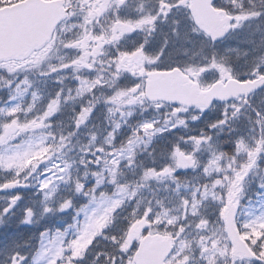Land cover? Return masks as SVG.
<instances>
[{
    "label": "snow or ice",
    "instance_id": "1",
    "mask_svg": "<svg viewBox=\"0 0 264 264\" xmlns=\"http://www.w3.org/2000/svg\"><path fill=\"white\" fill-rule=\"evenodd\" d=\"M0 264H264V0H0Z\"/></svg>",
    "mask_w": 264,
    "mask_h": 264
},
{
    "label": "rangeland",
    "instance_id": "2",
    "mask_svg": "<svg viewBox=\"0 0 264 264\" xmlns=\"http://www.w3.org/2000/svg\"><path fill=\"white\" fill-rule=\"evenodd\" d=\"M0 195H2V194H0Z\"/></svg>",
    "mask_w": 264,
    "mask_h": 264
}]
</instances>
